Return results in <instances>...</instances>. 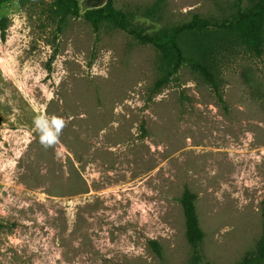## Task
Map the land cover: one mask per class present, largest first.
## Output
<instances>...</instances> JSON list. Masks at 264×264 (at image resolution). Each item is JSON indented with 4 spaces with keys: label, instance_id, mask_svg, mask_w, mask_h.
Segmentation results:
<instances>
[{
    "label": "rangeland",
    "instance_id": "1",
    "mask_svg": "<svg viewBox=\"0 0 264 264\" xmlns=\"http://www.w3.org/2000/svg\"><path fill=\"white\" fill-rule=\"evenodd\" d=\"M78 6L61 19L53 0L0 5V264H195L186 188L204 232L196 264H238L264 212V49L224 47L217 91L188 65L156 88V49L109 24L94 31ZM114 6L149 33L238 7Z\"/></svg>",
    "mask_w": 264,
    "mask_h": 264
},
{
    "label": "trees",
    "instance_id": "2",
    "mask_svg": "<svg viewBox=\"0 0 264 264\" xmlns=\"http://www.w3.org/2000/svg\"><path fill=\"white\" fill-rule=\"evenodd\" d=\"M9 0H0V5ZM22 6L36 0H17ZM161 1V0H159ZM237 10L228 18H206L197 13L182 24L153 33L139 24L133 23L130 14L117 9L114 0H86L87 8L82 17L97 31L102 24L120 29L139 43L151 45L158 52L160 77L156 88L164 86L183 65L207 82L214 90L219 89L220 64L223 48L237 46L256 56L264 49V0H259L247 8H241V0H236ZM156 1L146 14L157 11ZM54 13L61 19L79 16L78 0H53ZM2 30L5 25H1ZM196 196L184 189L180 197L185 220V237L194 247L195 264L200 259L196 250L204 238L195 204ZM238 264H264V212H262L261 235L254 249L247 253Z\"/></svg>",
    "mask_w": 264,
    "mask_h": 264
},
{
    "label": "bare ground",
    "instance_id": "3",
    "mask_svg": "<svg viewBox=\"0 0 264 264\" xmlns=\"http://www.w3.org/2000/svg\"><path fill=\"white\" fill-rule=\"evenodd\" d=\"M9 56V58H8V62H9V65H10V67H8L9 68V71H11V73L16 77V73L17 72H15V70H14V67H13V63H14V56L13 55H8ZM4 60V59H3ZM1 62H2V60H0ZM6 61V60H5ZM7 62V61H6ZM3 64H4V61L2 62ZM8 65V64H7ZM6 66V65H5ZM3 71V70H2ZM5 71V70H4ZM7 72V71H6ZM7 76H9L8 74H7ZM20 89H22V87H21V85H20V87H19ZM23 91V90H22ZM26 95H29L28 94V92H32V90L31 89H29L28 91H23ZM26 100V99H25Z\"/></svg>",
    "mask_w": 264,
    "mask_h": 264
}]
</instances>
